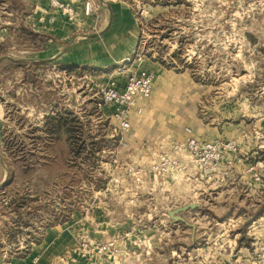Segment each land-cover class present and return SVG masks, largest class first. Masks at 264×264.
I'll list each match as a JSON object with an SVG mask.
<instances>
[{
    "label": "rangeland",
    "instance_id": "374dc122",
    "mask_svg": "<svg viewBox=\"0 0 264 264\" xmlns=\"http://www.w3.org/2000/svg\"><path fill=\"white\" fill-rule=\"evenodd\" d=\"M101 1L120 7L122 18L96 10L100 0L83 9L49 0L47 29H36L33 15L30 33L31 15L14 12L25 0H0L2 261L83 211L89 185L108 181L105 168L126 163L117 154L126 131L113 105L100 106L101 89L125 86L122 65L135 53L154 74L140 115L158 133L175 134L176 146L189 138L233 142L236 150H223L217 166L230 153L242 155L264 185V0ZM60 28L64 39L56 38ZM62 42L86 64L51 60ZM139 211L129 207L130 215Z\"/></svg>",
    "mask_w": 264,
    "mask_h": 264
},
{
    "label": "crops",
    "instance_id": "0c3cea01",
    "mask_svg": "<svg viewBox=\"0 0 264 264\" xmlns=\"http://www.w3.org/2000/svg\"><path fill=\"white\" fill-rule=\"evenodd\" d=\"M68 1L83 9L89 0ZM101 9L111 20L123 16L120 7L111 10L100 0L96 10ZM21 11L31 15L25 30L33 32L32 16L38 15L36 29L45 32L49 0H25L24 9L14 8ZM57 32L56 38L64 39V30ZM59 45L62 49L51 60L86 64L79 53L66 54L69 45ZM1 120L0 111V125ZM154 122L132 111L131 126L118 140L122 148L117 154L126 163L105 168L108 181L89 185L87 207L73 211L70 221L47 228L39 243L11 258L13 264H257L254 250L263 238L264 185L257 182L255 167L245 164L248 158L230 153L219 166L204 170L187 151L176 150L175 134L158 133ZM162 154L185 163L187 171L152 173ZM191 204L199 207L180 214L186 222L176 223L169 216ZM135 206L140 211L130 215L129 207Z\"/></svg>",
    "mask_w": 264,
    "mask_h": 264
},
{
    "label": "built area",
    "instance_id": "2783aa9c",
    "mask_svg": "<svg viewBox=\"0 0 264 264\" xmlns=\"http://www.w3.org/2000/svg\"><path fill=\"white\" fill-rule=\"evenodd\" d=\"M126 72V83L122 90L117 89L116 83L101 89L100 106L113 105V119L119 130L124 132L130 128L132 111L141 114L144 108L140 102L148 100L153 93L154 74L143 67V58L135 53L123 62ZM176 150H185L191 160L201 165L204 170H210L218 165L222 159L223 150H236L231 141L214 140L200 141L189 138L188 141ZM150 171L160 176L187 171V165L179 159L167 154H162L151 166ZM112 245L100 247V252L107 251ZM254 260L257 264H264V241L257 244L254 250ZM1 264H13L10 258L5 256Z\"/></svg>",
    "mask_w": 264,
    "mask_h": 264
},
{
    "label": "water",
    "instance_id": "95a60500",
    "mask_svg": "<svg viewBox=\"0 0 264 264\" xmlns=\"http://www.w3.org/2000/svg\"><path fill=\"white\" fill-rule=\"evenodd\" d=\"M199 205L198 204H191V205H187V206H184V207H180L172 212L169 213V216L176 222V223H179V222H186L184 220L183 217L180 216L181 213H184L188 210H191V209H196L198 208Z\"/></svg>",
    "mask_w": 264,
    "mask_h": 264
}]
</instances>
